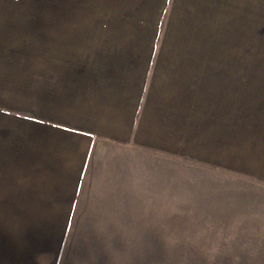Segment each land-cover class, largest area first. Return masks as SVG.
Masks as SVG:
<instances>
[{"label":"rangeland","instance_id":"obj_1","mask_svg":"<svg viewBox=\"0 0 264 264\" xmlns=\"http://www.w3.org/2000/svg\"><path fill=\"white\" fill-rule=\"evenodd\" d=\"M1 24H18L22 33L35 36L29 37L35 39V71L50 68L44 54L50 40L85 26L94 30L87 33L118 40L120 54L142 68L146 64L154 85L157 65L171 68V56H179L176 64L184 71L192 68L179 64L181 56L192 55L201 61L209 57L211 70L264 72V0H0ZM166 77L170 83V74ZM25 91L22 97L10 96L17 101L0 96V103L39 113L36 107L43 104H35L29 88ZM259 91L247 89L240 96L242 103L233 110V141L243 140L255 122L263 124L264 103L255 105L264 95ZM0 130L8 151L35 150L34 120L0 111ZM97 148L103 157L96 170L92 158L88 163L61 264L67 258L99 257L90 254L92 248L127 249L133 264H264V181L246 174L249 167L238 170L241 160L253 161L242 158L249 155L228 152L223 162L234 169L134 145L116 147L104 138ZM22 193L23 200L35 195ZM20 195L8 191L9 220L35 213V207L16 205ZM23 224L9 222L8 228Z\"/></svg>","mask_w":264,"mask_h":264},{"label":"crops","instance_id":"obj_2","mask_svg":"<svg viewBox=\"0 0 264 264\" xmlns=\"http://www.w3.org/2000/svg\"><path fill=\"white\" fill-rule=\"evenodd\" d=\"M73 30L49 41L44 54L52 62L41 72L35 71V36L22 33L18 24L0 25V96L5 97L1 100L22 97L29 88L35 104H43L36 107L39 113H33L0 103L1 112L35 121L32 151L21 147L8 151L0 130V207L5 212L0 214V264H61L83 178L91 158L93 169L98 167L103 156L94 150L103 138L116 147L134 145L236 169L223 162L233 150L253 160L249 164L241 160L237 169L249 167L246 174L264 181V121L248 127L243 140L232 139L233 110L241 105L240 96L247 89L264 91L260 81L264 72L211 70L206 65L209 57L201 61L192 55L181 56L179 64L192 68L184 71L176 64L179 56H171L167 57L171 68L157 65L159 78L154 85L155 75L146 64L142 68L130 55L120 54L118 40L87 33L94 30L85 26ZM250 77L259 81L249 82ZM162 93L171 100H159ZM258 96L255 105L264 103V95ZM10 101L17 99L10 97ZM201 104H207V109H201ZM209 111H216L215 116ZM12 189L21 192L16 205L35 207V213L9 220L6 207ZM25 190L35 195L23 200ZM16 221L24 224L9 229L8 223ZM91 251L100 256L67 258L65 264H113V254L124 256L121 264H133L127 257L133 253L127 249Z\"/></svg>","mask_w":264,"mask_h":264},{"label":"clouds","instance_id":"obj_3","mask_svg":"<svg viewBox=\"0 0 264 264\" xmlns=\"http://www.w3.org/2000/svg\"><path fill=\"white\" fill-rule=\"evenodd\" d=\"M113 264H121V259L119 255L113 254Z\"/></svg>","mask_w":264,"mask_h":264},{"label":"trees","instance_id":"obj_4","mask_svg":"<svg viewBox=\"0 0 264 264\" xmlns=\"http://www.w3.org/2000/svg\"><path fill=\"white\" fill-rule=\"evenodd\" d=\"M23 115H25V116H27V117H35L34 115L29 114V113H23ZM184 159H186V160H192V159L189 158V157H184ZM193 161H195V160H193Z\"/></svg>","mask_w":264,"mask_h":264}]
</instances>
